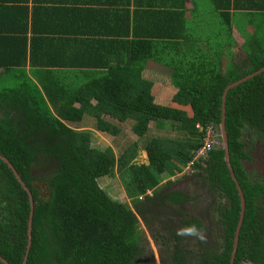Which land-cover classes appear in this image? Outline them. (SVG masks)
Here are the masks:
<instances>
[{
	"label": "trees",
	"instance_id": "16d2710c",
	"mask_svg": "<svg viewBox=\"0 0 264 264\" xmlns=\"http://www.w3.org/2000/svg\"><path fill=\"white\" fill-rule=\"evenodd\" d=\"M208 2L209 19L197 16L195 0L189 9L182 0H0V155L33 202L25 255L28 195L0 158V257L8 264H21L24 255V264H148L137 215L148 229L158 222L171 236L162 264H229L237 189L221 145L203 158L192 155L207 125L218 132L224 87L264 66V0ZM236 14L246 17L242 24ZM90 18L104 25L91 27ZM233 25L243 38L236 60ZM148 61L170 69L172 104L153 102L152 82L143 76ZM84 116L110 136L131 120V132L147 136L146 162L136 159V141L118 155L90 146L89 133L70 125ZM151 122H168L177 135L148 136ZM242 127L264 142V69L229 88L224 100L228 161L244 200L232 264H264V176L243 169ZM189 161L217 230L213 241L197 240L194 253L157 213L168 205L180 214L186 194L159 187L163 173L172 176ZM114 171L132 206L99 187L97 178ZM180 221L202 229L197 218Z\"/></svg>",
	"mask_w": 264,
	"mask_h": 264
},
{
	"label": "rangeland",
	"instance_id": "374dc122",
	"mask_svg": "<svg viewBox=\"0 0 264 264\" xmlns=\"http://www.w3.org/2000/svg\"><path fill=\"white\" fill-rule=\"evenodd\" d=\"M195 3L196 8L199 10L197 16H203L209 19V15L206 14V12L212 14L213 6L211 2H208V0H195ZM209 25L212 27L217 26L214 19ZM206 29L207 25L205 31ZM233 34L236 41H234L231 59L236 60L237 58L243 57V52L240 49L242 40L235 32H233ZM145 68L147 72H143V76L151 80L153 83L155 82L153 88L151 86L150 90L153 96V102L157 104L169 105L171 103L170 98L174 93V89H171L169 92V84L172 86L169 81L170 69L152 62H148ZM172 88L174 87L172 86ZM131 124V120H127L124 123L119 124L121 131L116 136H110L104 132L95 130L94 120L88 116H84L79 123L70 125L74 126L77 130H86L89 133L90 146L101 150L109 146L112 148L115 155H118L132 141H136L138 145L136 159L137 161L146 162V155L145 151L142 149V144L147 136L137 138L130 130ZM148 131V136L158 133L161 135H177L175 134L176 132L171 129L168 122L165 123L162 128L155 126L154 123L151 122L148 127ZM216 133L218 134V132ZM240 139L245 143V152L248 156L247 159L241 161L243 169L247 172L254 171L255 174L264 176V142L257 140L256 135L251 132L250 127L241 128ZM47 165V162L43 163V166H39V168L34 172L36 174L43 173ZM191 170L190 166L186 164L181 171L172 176H169L166 173L162 174V182L159 187L161 193L179 191L186 194L187 200L183 204L177 206L180 214H177L176 211L168 205L159 206L157 208V213L158 219L169 221L170 230L176 234L180 229L187 226L180 221V217L181 219L186 220L197 218L200 221L202 229L198 230L197 234L178 235L182 241L181 244L184 245L191 253H194L197 246V240L208 239L207 241H213L217 230L214 223L216 219L214 213L215 210L213 207L209 209L210 202L208 201L209 197L206 190L201 186L200 180H198L196 176L191 173ZM167 179H169L171 183L165 184V180ZM97 183L110 198L121 202H128L130 205L129 200L125 197L121 183L115 171L111 176L98 177ZM137 218L139 225L138 231L140 233L139 245L143 248L142 258L146 259L148 264H162V259L165 257L162 256L164 252L163 242L171 245V236L167 232L166 228L160 226V223L153 222L150 229H148L147 225L138 215Z\"/></svg>",
	"mask_w": 264,
	"mask_h": 264
},
{
	"label": "water",
	"instance_id": "95a60500",
	"mask_svg": "<svg viewBox=\"0 0 264 264\" xmlns=\"http://www.w3.org/2000/svg\"><path fill=\"white\" fill-rule=\"evenodd\" d=\"M264 69V66H262L260 69H258L255 72H252L242 78H239L231 83H228L221 94V107H220V122L218 124V134L221 140V147L223 149V159L226 163L227 169L229 171L230 177L233 180L235 187L237 189V194L239 196V205H240V210H239V216H238V221L236 223V227H235V231H234V236H233V242H232V249L230 252V259H229V264H232L233 261V256H234V251H235V247H236V243H237V234H238V230H239V226L242 220V215H243V207H244V200H243V196H242V192L235 180V177L232 173L231 167L229 165V161H228V152H227V140H226V134H225V128H224V100H225V94L226 91L235 86L236 84H238L239 82H241L242 80H244L245 78L252 76L253 74H256L258 71H261ZM0 158L8 165V167L11 169L13 175L15 176V178L17 179V181L20 183L21 187L25 190V192L28 195V201H29V206H30V211H29V216H28V224H27V243H26V248H25V255L28 252V248H29V244H30V224H31V215H32V206H33V202H32V198H31V194L28 190V188L24 185V183L21 181V179L19 178L18 174L16 173V171L14 170V168L12 167V165L7 161L6 158H4L2 155H0ZM25 255L24 258L21 262V264L25 263ZM0 260L4 263V264H8L3 258L0 257Z\"/></svg>",
	"mask_w": 264,
	"mask_h": 264
},
{
	"label": "crops",
	"instance_id": "0c3cea01",
	"mask_svg": "<svg viewBox=\"0 0 264 264\" xmlns=\"http://www.w3.org/2000/svg\"><path fill=\"white\" fill-rule=\"evenodd\" d=\"M102 1H110V0H102ZM116 2H120V0H115ZM183 1V6L185 7V8H187V9H189L190 8V0L188 1V0H182ZM188 2H189V4H188ZM89 4H91L90 6H97V5H100V4H97L96 2H90ZM93 8H98V7H93ZM208 15H209V13L208 12H206ZM188 16H189V14H188V10L186 11V13H185V17L186 18H188ZM246 17L244 16V19H245ZM234 19L236 20L235 21V23H237L238 25L239 24H242L243 22H244V19H243V17L242 16H238L237 14H236V16L234 17ZM90 20H93V21H97L95 18H90V19H88V21H86V24L89 22V26H91V27H99V26H101V25H104V21H102V19H100L99 21L100 22H90ZM102 22V23H101ZM245 26H247L246 27V29H248V30H251L250 29V26H248V25H245ZM233 32H235L240 38H241V40H243V38H242V36L240 35V33L237 31V28H236V26H232L231 27V38H233L234 39V41H236V39H235V36H234V34H233ZM199 39L200 40H207V38H205V37H200L199 36ZM186 47V46H185ZM227 58V56L225 55L224 56V59H226ZM148 62H152V61H148ZM147 62V63H148ZM224 62V61H223ZM146 63V64H147ZM152 63H155V64H158V63H156V62H152ZM158 65H160V64H158ZM161 66V65H160ZM163 66V65H162ZM166 68V67H165ZM145 72H147V71H145ZM152 82V81H151ZM154 84H155V82L153 83L152 82V88H153V86H154ZM171 89H174V88H172V86L169 84V92L171 91ZM174 91H175V89H174ZM173 95V94H172ZM144 162V161H143Z\"/></svg>",
	"mask_w": 264,
	"mask_h": 264
},
{
	"label": "built area",
	"instance_id": "2783aa9c",
	"mask_svg": "<svg viewBox=\"0 0 264 264\" xmlns=\"http://www.w3.org/2000/svg\"><path fill=\"white\" fill-rule=\"evenodd\" d=\"M195 127H197L198 129H201V127L196 124ZM202 144L200 146H198V148H196L193 152L192 155V160H197L199 158H203L206 156V152L208 150H210V148L213 146H218L220 143L219 141L216 139L213 128L211 125H207L205 130H204V136L202 137ZM192 163V161H189L187 163L188 166H190Z\"/></svg>",
	"mask_w": 264,
	"mask_h": 264
},
{
	"label": "clouds",
	"instance_id": "9594fccd",
	"mask_svg": "<svg viewBox=\"0 0 264 264\" xmlns=\"http://www.w3.org/2000/svg\"><path fill=\"white\" fill-rule=\"evenodd\" d=\"M216 133V131H214V134ZM217 134V133H216ZM219 135V134H217ZM219 145H221V142L219 140ZM192 171V170H191ZM198 232V229L196 228L195 225H191V226H186L185 228H182L180 229L178 232H177V235H185V234H188V235H195L197 234ZM203 238V237H201Z\"/></svg>",
	"mask_w": 264,
	"mask_h": 264
},
{
	"label": "flooded vegetation",
	"instance_id": "af4514ba",
	"mask_svg": "<svg viewBox=\"0 0 264 264\" xmlns=\"http://www.w3.org/2000/svg\"><path fill=\"white\" fill-rule=\"evenodd\" d=\"M215 137H216V139L218 138V135L215 133Z\"/></svg>",
	"mask_w": 264,
	"mask_h": 264
}]
</instances>
